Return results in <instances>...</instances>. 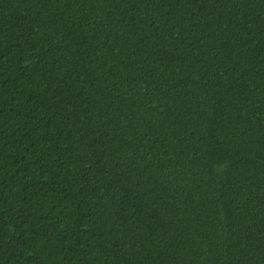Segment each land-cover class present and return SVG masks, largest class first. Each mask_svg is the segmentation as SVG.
<instances>
[{
    "label": "trees",
    "instance_id": "16d2710c",
    "mask_svg": "<svg viewBox=\"0 0 264 264\" xmlns=\"http://www.w3.org/2000/svg\"><path fill=\"white\" fill-rule=\"evenodd\" d=\"M0 264H264V0H0Z\"/></svg>",
    "mask_w": 264,
    "mask_h": 264
}]
</instances>
